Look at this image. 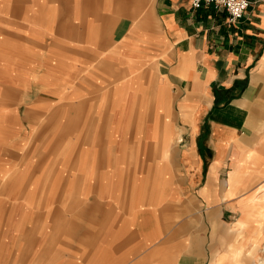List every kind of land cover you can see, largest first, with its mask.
<instances>
[{
  "label": "crops",
  "instance_id": "0c3cea01",
  "mask_svg": "<svg viewBox=\"0 0 264 264\" xmlns=\"http://www.w3.org/2000/svg\"><path fill=\"white\" fill-rule=\"evenodd\" d=\"M251 1L0 0V264H264Z\"/></svg>",
  "mask_w": 264,
  "mask_h": 264
},
{
  "label": "built area",
  "instance_id": "2783aa9c",
  "mask_svg": "<svg viewBox=\"0 0 264 264\" xmlns=\"http://www.w3.org/2000/svg\"><path fill=\"white\" fill-rule=\"evenodd\" d=\"M251 3V0H192L193 7L214 4L218 8L226 9L229 12L231 22H236L242 18L247 13Z\"/></svg>",
  "mask_w": 264,
  "mask_h": 264
},
{
  "label": "rangeland",
  "instance_id": "374dc122",
  "mask_svg": "<svg viewBox=\"0 0 264 264\" xmlns=\"http://www.w3.org/2000/svg\"><path fill=\"white\" fill-rule=\"evenodd\" d=\"M58 115V114H57ZM56 115V117L51 116V122L48 124H51L50 127L45 126V127H41L39 128V130H46L45 136L49 137L51 136V142L45 145V151L43 153H40V160L41 162L49 157H53L56 153H57V148H58V143L57 140H53V138H57L58 135H60V133L58 132V126L55 122H58V116ZM41 119H44V117H41ZM85 130V129H84ZM89 130V129H88ZM135 129H132V131ZM66 134L67 135H71L74 136L75 135V129L74 128H70L68 127L66 129ZM84 134H87V131H84ZM178 139V138H176ZM57 155V154H56Z\"/></svg>",
  "mask_w": 264,
  "mask_h": 264
}]
</instances>
